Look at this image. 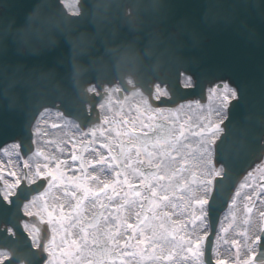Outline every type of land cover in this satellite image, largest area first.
Segmentation results:
<instances>
[{
    "label": "water",
    "instance_id": "1",
    "mask_svg": "<svg viewBox=\"0 0 264 264\" xmlns=\"http://www.w3.org/2000/svg\"><path fill=\"white\" fill-rule=\"evenodd\" d=\"M97 5L106 6L103 19L96 18ZM78 7L82 18L60 0H0V148L23 140L24 153L31 150V126L45 107L85 121L80 91L119 78L110 50L137 58L134 79L147 93L156 81L167 85L171 99H152L155 105L206 101L208 86L227 81L238 95L221 134L231 168L205 250L206 263L214 264L217 221L240 180L264 158V0H79ZM181 71L192 76V88L182 87ZM88 96L95 105V97ZM16 233L9 239L0 234V248L16 253L12 264L30 261L28 252L44 264L47 253L27 247L31 241L19 222ZM45 238L44 233L43 245ZM261 253L259 247L256 261L264 258Z\"/></svg>",
    "mask_w": 264,
    "mask_h": 264
},
{
    "label": "snow or ice",
    "instance_id": "2",
    "mask_svg": "<svg viewBox=\"0 0 264 264\" xmlns=\"http://www.w3.org/2000/svg\"><path fill=\"white\" fill-rule=\"evenodd\" d=\"M70 7H73V16L82 18L75 5ZM96 7V18L103 19L101 10L106 6ZM110 51L117 61L119 78L114 84H92L80 91V98L88 109L93 106L88 94L95 97L97 113L111 111L114 103H119L120 99L127 100L128 95L120 97L119 94H127L130 91L128 86L137 89L134 79L138 70L137 58L127 52L120 54L116 50ZM96 71L101 75L104 69L99 67ZM154 72L159 74V66L154 68ZM179 75L183 88L194 86L190 76L183 71ZM154 89V93L150 92L147 96L138 89L131 93L132 97L139 98L136 112L146 115V120L121 115L117 124L105 114L102 119L98 116L99 124H116L115 128L98 126L84 133L95 138L99 132L104 137L100 147L107 149V156L97 151L95 160L85 161L75 151L76 142H72L74 151L71 160L80 162L79 174L67 176L64 167L68 161L48 154L43 147L35 150V156L42 158L43 163L37 161L33 164L30 158L25 159L19 171L15 167L0 166V224L3 225L0 234L5 239L16 237V224L19 222L30 237L31 244L27 247L46 250L53 257H56L55 249H59L57 264H116L117 260L125 264V258H139L150 264H205L204 243L210 235L212 213L215 205L224 197L225 183L230 177L231 162L224 153L221 135L226 118L223 110L237 98L238 93L227 84L213 86L209 91L219 100L215 117L209 112L199 117L198 122L192 121L190 116L181 122L178 111L164 115L161 108L152 107V99L161 103L164 97L171 99L168 90L158 85ZM183 107V104L179 105V108ZM169 116L175 119L169 121ZM90 117L89 112L86 119ZM160 119L165 123H159ZM65 126L77 131L81 129V124L75 120H65ZM34 127L35 135H46L38 126ZM52 127L58 125L53 124ZM106 131H114L115 136H106ZM32 143L37 141L33 140ZM80 143L83 145L84 141ZM261 151L264 152V146ZM9 154L17 157L26 155L23 140L13 144ZM261 162L264 164V160ZM94 164L106 166L111 171V178L101 179L95 169L89 173L88 168ZM40 181L48 182V188L70 184L73 190L65 192V195H70L75 205H70L66 210L64 203H50L45 199L48 188ZM245 187L251 186L240 185V188ZM261 188L264 190V185ZM240 194L237 190L235 196L239 197ZM254 196H258L255 190L245 195L244 199L252 203ZM85 201H92L93 208L99 204L108 214L101 212L100 217L78 218ZM249 203L244 205L247 212L252 211ZM232 204H236L235 197ZM109 208L113 211H108ZM126 209L133 210L134 222H129L124 215ZM22 217L39 218L41 224L52 227L53 235L47 246L40 243V228ZM230 217L228 225L222 227L220 232L227 233L233 227L235 212ZM100 218L103 220L102 227L98 226ZM260 218L264 222V212H260ZM78 225L81 234L78 238H70L72 232L69 229ZM61 229H64L65 235L57 244L56 237ZM260 230L264 233V223ZM220 239L225 244L229 243L222 236ZM260 240L259 235L251 243L246 238L247 255L244 257L240 255L239 242L232 240L231 244L237 246L235 258H221L219 251H216L214 264H256V247L264 248ZM25 255L32 259L19 260L18 264H40L37 253L28 252ZM261 256L264 257V253ZM3 259H8L12 264L17 259L16 253L0 250V264H3ZM259 264H264V258L259 260Z\"/></svg>",
    "mask_w": 264,
    "mask_h": 264
},
{
    "label": "flooded vegetation",
    "instance_id": "3",
    "mask_svg": "<svg viewBox=\"0 0 264 264\" xmlns=\"http://www.w3.org/2000/svg\"><path fill=\"white\" fill-rule=\"evenodd\" d=\"M202 106L204 105H184L182 109L179 108H163L159 107L162 109V112L164 115H168L171 112H177L180 116V121L183 122L184 119H187L189 116L192 118V121L198 122V118L207 115V112L211 110L209 108L210 106L205 109ZM153 108H156L154 105H152ZM202 107V108H201ZM186 110V111H185ZM58 111H48L46 112L42 118H40L38 122V127L41 129L42 133H48V132H53V138L51 137L52 140L47 139V144L46 146H43V142L46 141L45 139L40 140V136H45V135H39V138L37 136V142L38 147H43L45 151L50 154V155H55L59 157L60 159H65L68 161V164L64 167V171L66 172L67 176H71L74 173L79 174V168H80V162L76 161L73 162L71 160V154L74 151L72 148V142H76V149L75 151L79 153L80 148L82 147V144L80 143L81 140L84 141V144H86L84 152L82 154V157L85 161L88 160H95L96 157V152L103 153L105 156H107V149H104L100 147V144L104 141V137L100 136V133L97 132V135L95 138H92L91 136H85V132H90L93 128H95L96 124L90 128L89 126L87 128H82L77 131L74 128L66 127L65 126V120L72 121L73 119L66 118L62 113V115H58ZM101 113V119L102 117L107 114L110 119H113L116 121L117 124L120 123V117L121 115L125 116L126 118L133 119L139 117L140 119L146 120L147 116L143 115L142 113H137L136 112V105H112L111 111H102ZM213 114V113H212ZM158 115V114H157ZM195 115V116H194ZM172 119H175V117L169 116V121ZM160 122H165L163 119H160L158 121ZM56 124L58 127L53 128L52 125ZM98 127V126H96ZM99 127H103L105 129L111 127L115 128L116 124L113 125H99ZM56 133V134H55ZM54 135L56 136L54 138ZM105 135H111L112 137L115 136L114 131L111 133H108L107 131L105 132ZM191 138V137H190ZM93 139H95V142H93ZM113 143L114 140H113ZM83 144V145H84ZM95 150V151H94ZM118 151V149H116ZM41 162L43 163L42 158L34 156V158L30 159L31 163L35 162ZM21 165H23V162H21ZM95 169V172L98 176H100L101 179L105 178H111V171L107 169L106 166L100 165V164H94L92 167L88 168V172L91 173ZM48 188V186H47ZM73 190L72 186L69 185H61L59 187H53V188H48V195L45 197V199L49 200L50 203H64L65 209L68 210L70 205L75 204V200L72 199L70 195H65V192H71ZM59 198V199H57ZM118 201V198H117ZM113 201V203L117 202ZM107 203V202H106ZM108 211H113L112 208H109ZM104 212L105 215L108 214L104 209H101L99 207V204L96 205L95 208L92 207V201H85L80 208V213L78 218H93L94 216L100 217V213ZM74 215H76L74 213ZM124 215L129 218V222H134L135 216L133 214V210L126 209L124 211ZM99 227L103 226V220L100 218L99 222ZM73 229L75 232L80 233V226L78 225L75 228H70ZM69 229V230H70ZM94 229H89V231H93ZM123 231V230H122ZM61 232V231H60ZM78 233V234H79ZM81 234V233H80ZM79 234V235H80ZM58 237V236H57ZM56 237V240H57ZM78 238V237H77ZM116 264H121L119 260H117ZM125 264H150V262L147 261H140L139 258L133 259V258H125Z\"/></svg>",
    "mask_w": 264,
    "mask_h": 264
},
{
    "label": "rangeland",
    "instance_id": "4",
    "mask_svg": "<svg viewBox=\"0 0 264 264\" xmlns=\"http://www.w3.org/2000/svg\"><path fill=\"white\" fill-rule=\"evenodd\" d=\"M76 1L77 0H70V2L73 4ZM75 9H76V6H75ZM114 104L115 105H125L126 102L125 103H114ZM11 151H12V149L8 150V152H11ZM1 162H2L3 166H6L3 161H1ZM9 166L15 167L16 170L18 171L17 160H15V159L11 160V165H9ZM252 174H253V172H252ZM263 174H264V171H263ZM262 183H264V175L262 177H259V178H255L252 175V177L249 181L243 183V184L250 185L251 187H245V188L238 189L241 194L239 197L234 196L236 199V204L233 205L232 201H231V205H230L229 209L227 210V213L224 215V217L220 223L218 238H217V241L215 242V246H214V255H215L216 251H219L221 258H228L229 260H233L235 258V255H236V247L237 246H234L231 244L232 240H237L239 242L238 246L240 247L241 257H244L247 255V248L245 246V240L247 238L248 243L252 242L253 237H254V236H252L254 233L253 228L255 226L254 220H255V218H258V220L256 219L257 222L260 221L261 220L260 212H264V190H262V188H261ZM253 190H255L258 193V196L253 197L252 203H254V205L251 207L252 211L247 212L244 208V205L246 203H249V202L244 199V196L250 195ZM247 191L249 193H247ZM250 204L251 203H249V205ZM233 212H235V214H236V221L233 224V227L230 228L227 233L220 232V229L222 227H226L228 225V223L231 219L230 214ZM226 217H228L229 219H225ZM245 220H247V223H245ZM70 231L72 232V236L70 238H73V231L74 230L70 229ZM240 233H244V235H241ZM79 234H78V236H79ZM64 235H65V231H64V229H61L60 235H58L57 240H56L57 244L61 243V237ZM221 236L224 239H227L229 241V243L225 244L223 242V240L220 239ZM55 251H56V257L53 258L51 264H57V260L60 259L59 249L57 248V249H55ZM185 264H190V263L185 262Z\"/></svg>",
    "mask_w": 264,
    "mask_h": 264
},
{
    "label": "bare ground",
    "instance_id": "5",
    "mask_svg": "<svg viewBox=\"0 0 264 264\" xmlns=\"http://www.w3.org/2000/svg\"><path fill=\"white\" fill-rule=\"evenodd\" d=\"M78 2H79V0H77L74 4L73 3H71L70 2V0H63V7L65 8V9H69L68 11L69 12H71L72 13V10H73V7H70V6H72V5H75L76 6V10H78L79 11V8H78ZM72 8V9H71ZM116 82V81H115ZM114 82V83H115ZM106 85V84H105ZM230 87V86H229ZM232 88V87H231ZM130 89V88H129ZM234 89V88H233ZM155 90V89H154ZM132 92H134V90L133 89H130V91L127 93V94H125L124 92H122L123 93V96L124 95H128V99L127 100H124V102L123 103H125L126 102V104L125 105H136L137 104V102H138V97H132V95H131V93ZM206 100L207 101H205V102H202V104L201 105H204V106H202L203 108H207L208 107V105L210 106L209 108H211V110L210 111H208L207 112V114L209 113V112H211V113H213V116L215 117V110L216 109H218L219 108V100L215 97V98H213V96H212V93L208 90V92H207V95H206ZM179 105H180V103L178 104V105H175L174 107H173V109H177V108H179ZM183 105H195V104H183ZM201 107V108H202ZM179 109H181V108H179ZM225 110L226 109H224L223 111H224V113H225ZM186 111V110H185ZM195 116V115H194ZM96 124V126H99L100 124H99V121H98V123H92V124H90L89 125V127L90 128H92L94 125ZM95 126V127H96ZM53 132H48V133H46V135L45 136H40V140L41 139H45L46 141H44L42 144H43V146H46V145H48L47 144V139L48 140H52L51 139V137L53 138ZM56 134V133H55ZM56 136L54 135V138H55ZM36 138H37V135H36ZM38 138H39V136H38ZM190 139H192V138H190ZM39 143V142H38ZM13 144H18V143H11V144H8L7 146H6V149L4 150V152H5V154H7V152H8V150H10V149H12V145ZM36 147V146H35ZM262 160H264V158H262ZM261 160V161H262ZM260 161V163L259 164H257V166L255 167V168H253V174H252V172L251 173H248V175H247V177H246V182L247 181H249L250 179H251V177H252V175L255 177V178H259V177H262L264 174H263V171H264V164H262V162ZM0 166H3V164H2V162H1V160H0ZM252 174V175H251ZM248 189V188H247ZM246 191V190H245ZM247 193H249L248 191H247ZM261 205V204H260ZM228 210V209H227ZM227 210L225 211V213H223V214H221L220 215V220L222 221V219H223V217H224V215L227 213ZM258 220V218H255V220H254V223H255V226H254V228H253V235L252 236H254L253 237V240H254V238L256 237L255 235H257V233H258V227H259V225H260V222L258 221L257 222V220ZM221 221H220V223H221ZM217 238H218V235H216V238H215V242L217 241ZM215 259H216V257H215ZM190 263V262H189Z\"/></svg>",
    "mask_w": 264,
    "mask_h": 264
}]
</instances>
